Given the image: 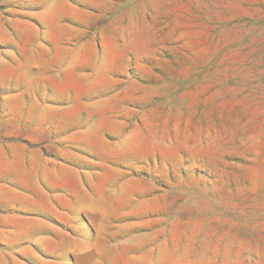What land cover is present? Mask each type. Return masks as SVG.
I'll use <instances>...</instances> for the list:
<instances>
[{
  "label": "rangeland",
  "instance_id": "1",
  "mask_svg": "<svg viewBox=\"0 0 264 264\" xmlns=\"http://www.w3.org/2000/svg\"><path fill=\"white\" fill-rule=\"evenodd\" d=\"M0 264H264V0H0Z\"/></svg>",
  "mask_w": 264,
  "mask_h": 264
}]
</instances>
